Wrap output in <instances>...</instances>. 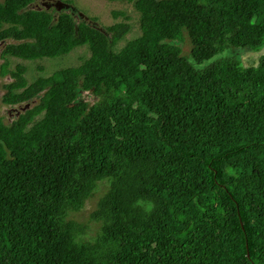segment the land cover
<instances>
[{"label": "trees", "instance_id": "1", "mask_svg": "<svg viewBox=\"0 0 264 264\" xmlns=\"http://www.w3.org/2000/svg\"><path fill=\"white\" fill-rule=\"evenodd\" d=\"M32 1L0 0L2 101L38 99L0 116V264H264V54L241 57L264 45V0H108L139 14L119 49L129 23ZM83 45L29 83L8 68ZM100 184L91 235L71 213Z\"/></svg>", "mask_w": 264, "mask_h": 264}, {"label": "rangeland", "instance_id": "2", "mask_svg": "<svg viewBox=\"0 0 264 264\" xmlns=\"http://www.w3.org/2000/svg\"><path fill=\"white\" fill-rule=\"evenodd\" d=\"M28 8L51 11L55 16V19L61 12H66L71 14L77 23L88 22L90 24H96V27H100L101 29L116 22H127L131 25V28L123 37V39L118 42L117 46H115L116 49L121 48L128 40L139 36L141 33L139 27V14L134 8L133 4L125 1L110 2L108 0H35L34 3L28 6ZM114 12H123L125 16H128V18H124L125 16L122 15L115 16L113 15ZM92 19L96 20L93 21ZM8 42H10V40L0 43V70L2 63L5 61V59L1 57V53ZM189 44V41H185L183 43L184 53L189 50ZM263 54L264 45L259 51H249L246 52L245 55L242 54L243 56L241 55V57L244 64H249L255 62V60H258V58ZM89 55L90 51L88 50V46L83 45L74 48L68 54L54 58L44 57L42 59L31 61L9 56L8 68L13 69L17 64L20 63L25 65L27 68L25 72V78L29 83L34 81V79L38 76H48L58 69L78 65ZM237 55L239 56L240 54L237 53ZM10 81H12L10 75L0 74V116L4 118L6 123L11 122L22 110H24L25 107L31 106L38 100L35 98L28 104H4L2 98L6 92L5 86ZM80 99L92 103L96 101L98 97L91 92L80 90ZM105 189L106 185L100 184L95 197L87 201L83 209L78 212L71 213V217L76 218L87 226L86 229H88L91 235H94V233H96L100 227V222L93 219L91 213L95 208L98 198L104 193Z\"/></svg>", "mask_w": 264, "mask_h": 264}, {"label": "flooded vegetation", "instance_id": "3", "mask_svg": "<svg viewBox=\"0 0 264 264\" xmlns=\"http://www.w3.org/2000/svg\"><path fill=\"white\" fill-rule=\"evenodd\" d=\"M34 1H35V0H33L32 3H34ZM32 3H31V4H32ZM59 3H60V2H59ZM31 4H30V5H31Z\"/></svg>", "mask_w": 264, "mask_h": 264}]
</instances>
